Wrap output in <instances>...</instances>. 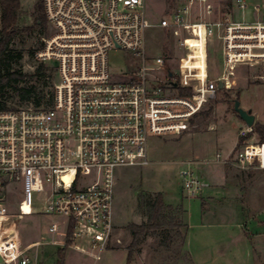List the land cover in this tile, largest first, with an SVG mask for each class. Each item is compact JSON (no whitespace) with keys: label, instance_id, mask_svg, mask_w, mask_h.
Listing matches in <instances>:
<instances>
[{"label":"built area","instance_id":"2783aa9c","mask_svg":"<svg viewBox=\"0 0 264 264\" xmlns=\"http://www.w3.org/2000/svg\"><path fill=\"white\" fill-rule=\"evenodd\" d=\"M147 2L43 0L50 34L36 59L58 64L53 68L57 74L47 77L51 95L40 107L0 108L3 264L30 263V248L21 250L7 227L14 220L7 201L15 192L21 193L17 218L59 219L49 233H63L70 238L69 249L100 262L115 231L116 171L149 166L152 138L183 135L216 92L232 89L237 69L264 65V0H222L220 17L215 0H176L169 17L157 25L178 38L182 56L176 68L164 56L147 59L146 33L155 27ZM213 40L221 44L223 59L216 79L208 72ZM115 50L140 59L137 70L112 72L109 56ZM200 52L204 69H192L188 63H198ZM202 71L205 79L199 77ZM181 90H190L191 96L182 97ZM253 147L236 160L251 166L258 161L261 167L264 162L249 153ZM180 176L184 191L196 197L199 179L189 169Z\"/></svg>","mask_w":264,"mask_h":264},{"label":"rangeland","instance_id":"374dc122","mask_svg":"<svg viewBox=\"0 0 264 264\" xmlns=\"http://www.w3.org/2000/svg\"><path fill=\"white\" fill-rule=\"evenodd\" d=\"M38 1L40 0H22L18 25L20 31L34 25ZM246 1L255 3L258 0ZM215 2L220 17L225 7L220 3L222 0ZM170 5L168 0L147 2L148 20L155 27L146 33V55L148 61L164 56L172 68L177 64L176 58L182 56L178 38L176 35L169 37L167 31L157 27L164 17H169ZM49 34L48 29L46 32L43 29L36 30L31 35H20L13 42L11 49L14 56L21 54V59L14 58L11 71H21L24 75L33 77L20 87L34 86L38 91H50L51 78L47 77L57 74V70L53 69L58 66L57 63L46 64V78L39 80L34 77L42 64L36 59V54L42 49ZM190 44L194 43L191 41ZM213 47L212 52H209V62L214 71H217V59L222 66L221 48L219 44ZM197 57L201 60L195 64L188 63V66L192 69H204L203 52L198 53ZM109 62L112 72L116 73L136 71L140 65V59L133 53L121 50L111 52ZM199 77L205 79V72H200ZM236 77L235 88L230 92H216L186 133L151 139L149 166L125 167L116 171L113 208L115 231L111 252L105 253L100 262H95L68 248L65 252V264H127L128 247L132 241L128 226L145 222L138 209L140 197H154L156 194H162L167 205L178 209L173 215L182 221L181 233L171 231L146 238L132 264H264V163L260 167L258 161L251 166L236 160L237 154L254 146L249 153L264 162V148L260 147V138L254 130L256 124L264 125V65L240 67ZM9 94L14 95L12 91ZM217 101L221 104L217 110V127L209 132L214 113L212 111L209 116L205 113ZM235 101L240 102L241 109L251 111L255 116L252 128H248L236 112ZM9 106L22 107L16 100L11 101ZM238 122L244 127L239 136L244 137L245 141L234 155L226 158L236 142ZM249 129L251 132H248ZM217 152H221L220 156ZM190 162H193L192 166ZM187 168L201 183L196 197H190L182 186L180 172ZM203 170H215L225 176L220 186L213 187L217 189L213 198L204 195V191L210 186H204L202 181L212 183L214 180H203L200 176ZM11 194L7 201V211L9 218L14 220L7 227L12 230L22 247L41 237L62 239L61 233L52 235L46 230L52 222H58L59 219L44 215L17 218V203L21 193ZM57 251L58 247L43 246L32 250L28 257L32 260L31 264L36 262L35 255L43 264H57Z\"/></svg>","mask_w":264,"mask_h":264},{"label":"trees","instance_id":"16d2710c","mask_svg":"<svg viewBox=\"0 0 264 264\" xmlns=\"http://www.w3.org/2000/svg\"><path fill=\"white\" fill-rule=\"evenodd\" d=\"M168 1L171 3V7H174L176 0ZM21 8L22 0H0V108L2 109H8L9 103L14 100L21 106L34 104L36 107H40L47 99V95H51V91L46 92L44 89L38 91L34 86L20 87L22 83L33 77L24 75L21 71H11L14 58L16 57V60L21 59V54L14 56L11 49L13 42L24 33L31 35L36 30L43 29L46 32L48 29L43 0L38 1L36 4L34 25L23 31L18 29ZM47 70V65L41 64L34 77L39 80L46 78ZM9 91H12L14 95H10ZM180 95L190 97L191 91L181 90ZM212 111L213 106L205 115L209 116ZM254 130L260 138L261 145H264V125L256 124ZM244 141V138L239 139L238 148ZM260 147L264 148V146ZM138 209L145 218V222L141 225L131 224L128 226L132 241L128 247L127 264L133 263L135 256L140 252V245L146 238L171 231L180 234L183 227L182 221L173 215L178 209L167 205L162 194H156L154 197L141 196ZM70 244V238H67L64 249L59 250L57 253V264H65V252Z\"/></svg>","mask_w":264,"mask_h":264},{"label":"crops","instance_id":"0c3cea01","mask_svg":"<svg viewBox=\"0 0 264 264\" xmlns=\"http://www.w3.org/2000/svg\"><path fill=\"white\" fill-rule=\"evenodd\" d=\"M215 44H219V46H220V48H221V44L217 41V40H213L212 41V43H211V46H210V48H209V52L211 51L212 52V49H214V45ZM210 60V59H209ZM220 60H221V63H222V66L220 65V62H219V60L217 59V61H216V64L217 65H215V69L217 70V71H214V69L211 67V64H210V62H208L209 64H208V72H209V77L211 78V79H216V78H218V77H220L221 75H222V72H223V59H222V53H221V56H220ZM236 73H237V70L235 71V75H234V77L232 78V81H233V87H232V89L233 88H235V84H236V82H235V80H236ZM232 89L231 90H226V91H228V92H230V91H232ZM219 105H221V104H219L218 103V101H217V103L215 104V106L213 107L214 108V110H213V120L211 121V129L209 130V132H212L214 129H216V127H217V116H218V107H219ZM199 117V116H198ZM197 117V118H198ZM236 125H237V129H238V132H237V137H236V142H235V144L231 147V149L228 151V154L226 155V158H229V157H231L232 155H234L235 153H236V151H237V149H238V146H239V139H240V136H239V132L244 128L239 122L238 123H236ZM218 151H221V150H219L218 149ZM218 153V156H220V153L219 152H217ZM191 166L193 165V162H190L189 163ZM188 169V168H187ZM187 169H184V170H187ZM184 170H182V171H184ZM181 171V172H182ZM181 172H180V175H181ZM217 173L219 174L218 176H217ZM200 176H201V178L203 179V180H205V179H213L214 180V182H204V181H202V184L204 185V186H210V188H207V190H205L204 191V195L205 196H207V197H210V198H213V196H214V194H216V191L215 190H217L216 188H213V187H215V186H217V185H219L220 186V184L221 183H223L224 182V178H225V176H224V174L223 173H221V172H217V171H213V172H210V171H205V170H203V171H201L200 172ZM180 179H181V176H180ZM182 186H183V184H182ZM171 204V203H170ZM176 205H178V204H180V203H175ZM174 204V205H175ZM185 206V205H184ZM53 223V222H52ZM51 223V224H52ZM50 224V225H51ZM50 225L48 226V228L50 227ZM48 228L46 229V230H48ZM49 232V231H48ZM60 234V233H59ZM61 240H55V239H46L45 237H41V239L39 240H35V241H32V242H29V243H27L24 247H22L20 244H19V246H20V249L21 250H25V249H27V248H30V250L27 252V254H26V257H28V254L29 253H31V251L32 250H34L35 248H39V247H43V246H55V247H58V251L59 250H61V249H64V247H65V244H66V239L63 237V233H61ZM58 251H57V253H58ZM111 251H108L106 254H108V253H110ZM36 257H35V264H43V262H40V260H39V258H37V255H35ZM29 258V257H28ZM30 259V258H29ZM0 260H1V258H0ZM32 263V260L30 261V263L29 264H31ZM0 264H3V262H2V260L0 261Z\"/></svg>","mask_w":264,"mask_h":264},{"label":"water","instance_id":"95a60500","mask_svg":"<svg viewBox=\"0 0 264 264\" xmlns=\"http://www.w3.org/2000/svg\"><path fill=\"white\" fill-rule=\"evenodd\" d=\"M222 88L223 85L221 84L220 89ZM235 110L240 116V118L246 123V126L248 128H252L254 126L256 120L255 116L252 114L251 111H244L243 109H241L239 101H235Z\"/></svg>","mask_w":264,"mask_h":264}]
</instances>
